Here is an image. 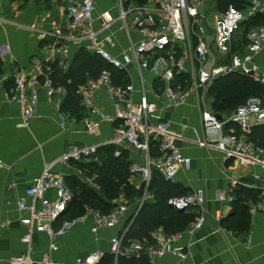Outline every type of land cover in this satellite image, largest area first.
<instances>
[{
    "label": "built area",
    "instance_id": "built-area-1",
    "mask_svg": "<svg viewBox=\"0 0 264 264\" xmlns=\"http://www.w3.org/2000/svg\"><path fill=\"white\" fill-rule=\"evenodd\" d=\"M64 1L67 24L55 30H40L42 38L51 37L54 42H65L61 48V56L68 63L70 49L67 42L84 45L86 49L99 54L107 63L119 70H127L129 65H136L139 70L151 71L155 81L159 82V95L164 98L163 107L174 108L187 101L192 95L204 96L213 80L222 74L239 72L251 76L264 86L262 75L255 63L256 56L264 48V22L251 27L245 34L246 45L243 49L236 46V36L242 29L248 16L257 12L264 13V4L252 0L249 13L243 8L230 5L225 11L214 13L211 0H148L138 3L130 0H119L121 11L118 19L123 22L127 33L134 28L139 33L137 41H131L120 54H114L97 41V30L93 25L96 0H62ZM203 9L201 10V7ZM205 8V10H204ZM103 28L111 30L115 18L109 11L101 14ZM210 19V22H208ZM3 19L0 18V21ZM205 23H208L206 26ZM210 27L211 32H209ZM36 30V24L29 26ZM114 33L106 36L109 44L117 43ZM212 39L209 41V37ZM213 55V57H212ZM211 64V69L206 66ZM180 73H186L183 81ZM46 87L50 100L55 99L61 109L67 89L54 84L53 80L42 68L22 69L14 74L10 89L3 92V97L15 102L21 109L22 119L27 122L36 114L39 102V89ZM105 89L115 110V118L120 124L117 136L112 144L120 145L126 142L134 149L143 153V162L132 163V170L141 174L143 183L148 187L154 170L165 178L173 179L178 170L188 168L192 162L175 144L179 137L173 134L168 120H154L159 108L155 100H150L149 89L142 83L139 98L132 81L127 83L114 82L112 73L103 69L95 79H89L79 86L77 93L81 96L86 108L96 112L93 96L97 90ZM2 100L0 96V101ZM254 116L255 122L249 118ZM202 120L205 131L209 134L217 132L219 139L216 146L225 152L227 157H235L241 164H255L259 172L251 175V185H264V151L247 139L254 124L264 123V98L251 97L245 104L238 107L233 116L241 127V134L223 133L224 122L213 112L204 110ZM66 124L63 118L62 125ZM98 122L86 120L85 126L91 131ZM157 143L158 155H152L150 143ZM100 145L76 146L70 152L63 154L54 162L81 161L98 151ZM118 148L115 155H120ZM47 165L41 175L26 189V193L18 199V210L25 215L19 218L27 232L22 241L28 244L26 253L10 256L5 264H102L107 252L94 250L86 256L77 257L71 262H59L51 258L48 252L35 258L32 254V235L35 231L48 235L52 245L50 250H58L56 240L63 238L69 231L85 222H91L90 231L98 235L102 230L114 228L128 213L126 202L116 204L110 211L85 205L81 214H69L74 193L67 185L64 176ZM0 166H4L0 162ZM93 186L99 188L95 176L90 177ZM238 185H250L248 181L232 178L228 193L221 199L233 202L234 188ZM55 191V198L45 194ZM205 192L201 189L191 190L185 195L170 199L177 210L186 211L193 206H199L201 212L185 230L169 234L162 229H156L150 241L124 244L126 227L111 237L109 253L119 256L145 258L148 264H163L162 258L173 254L181 259L189 256L184 246L179 245L186 232L194 233L200 229L206 220L204 204ZM255 211V209H251ZM4 225V224H2Z\"/></svg>",
    "mask_w": 264,
    "mask_h": 264
},
{
    "label": "crops",
    "instance_id": "crops-1",
    "mask_svg": "<svg viewBox=\"0 0 264 264\" xmlns=\"http://www.w3.org/2000/svg\"><path fill=\"white\" fill-rule=\"evenodd\" d=\"M213 1L214 14H217L220 11L216 9V0ZM241 1L246 4L244 9L249 13L252 0ZM258 1L264 4V0ZM105 11H109L115 18L111 30L103 28L101 14ZM120 11L119 0H96L93 25L98 32L97 41L114 54H120L131 41L139 39V33L134 28L129 30V34L127 33L123 22L118 19ZM0 18L3 19L0 21V96L2 98L0 162L4 165L0 166V264H5L10 256L26 253L29 249L28 244L22 241L27 227L19 220L25 213L22 214L18 210V199L25 195L26 189L49 164H53L52 169L55 173L64 176L67 185L74 193L75 200L69 214L75 209H81L87 189L93 190L99 198L110 204L126 202L128 213L116 227L104 229L98 235L91 233V222H85L69 231L63 238L56 240L59 247L55 251L50 250L52 242L48 235L35 231L31 244L33 256L40 258L48 252L55 261L71 262L94 250L109 253L111 237L119 234L126 227L130 216L137 211L138 206L144 200L152 199V193L145 188L141 198H128L124 193L109 198L103 193L100 185L99 188L93 186L90 181L91 174L81 168L78 162L74 160L54 162L76 146L100 145L101 147L111 144L117 136L116 130L120 122L115 118L114 106L108 93L105 89L95 92L93 102L96 112L86 108L85 103L81 101L85 113L81 119H77L76 115L58 108L55 99L50 100L48 97L46 87L41 86L36 114L24 122L19 105L3 97V92L10 89L13 84L14 74L22 69L31 68H42L48 74L51 64L57 60L61 61L63 69H67L76 51L85 46L67 42L70 59L66 63L61 56V48L65 42H54L53 38H42L40 35V30H55L67 24L62 0H0ZM34 23L36 30L29 28ZM111 31L117 43L109 44L106 40V36L110 35ZM244 35L243 29L237 35L236 46L240 49L246 45ZM255 63L260 73L264 75V48L256 56ZM124 71L127 81H132L137 89L136 99L139 98L143 81L145 82L146 88L149 89L150 100H155L159 104L154 120L170 121L173 134L179 136L175 144L185 155L192 158L190 166L178 170L177 175L171 180L189 191L201 189L206 195L204 225L194 233L186 232L179 242V245L184 246L189 252V256L181 259L173 254H167L161 262L163 264H264V201L249 202L250 227L247 231H240L231 223L235 213L232 202L228 203L221 199V195L230 190L232 178L248 181L250 185L247 186H253L250 177L254 172H259L260 168L255 164H241L234 156L227 157L225 152L216 146L219 134L217 132L208 134L202 120L204 110L213 112L217 117L221 116L222 119L218 118L224 122V134L235 133L233 127L226 129V123L228 120H233L236 111L229 117L226 113L217 112L213 108V97L208 93L210 86L203 97L192 95L186 102L174 108L163 107L164 98L158 96L159 92H157L159 82L155 81L156 76L151 71L139 70L133 64ZM63 118L66 120L65 125H62ZM86 120L96 121L98 125L94 130L89 131L85 126ZM249 120L254 123V116ZM118 147L120 150H127L132 163L143 162V153L126 142ZM90 158H85L83 161ZM133 183L140 186L143 178ZM256 186L264 190V185ZM45 196L55 198V191L49 190ZM185 212L196 218L201 210L199 206H193Z\"/></svg>",
    "mask_w": 264,
    "mask_h": 264
},
{
    "label": "trees",
    "instance_id": "trees-1",
    "mask_svg": "<svg viewBox=\"0 0 264 264\" xmlns=\"http://www.w3.org/2000/svg\"><path fill=\"white\" fill-rule=\"evenodd\" d=\"M130 1L142 4L148 0ZM216 2V9L220 12L225 11L230 5L242 9L246 6L241 0H216ZM263 22L264 13L257 12L243 22V34H246L251 27ZM103 69L111 71L114 82H128L127 78H125L126 73L124 70L115 68L99 54L85 47H81L76 51L67 69L62 68L59 60L52 63L47 73L54 84L62 85L67 89L61 109L76 115L77 119H81L84 116L85 108L80 104L82 98L77 93V90L79 86L85 84L89 79L97 78ZM180 75L183 81L188 77L186 73H180ZM208 93L213 97V108L217 112L228 114L229 117L251 97L264 98V86L251 76L239 72H231L217 76L210 85ZM232 127L235 129L236 134L242 133L241 127L236 121L228 120L226 129L228 130ZM246 136L250 142L264 151V123L254 124L250 133H247ZM118 148L116 144H107L101 146L96 154L90 156V160L76 162L81 168L87 170V173L91 174V176L97 175H94L95 181L109 198L117 197L121 193H124L128 198H141L146 186L144 183L137 186L130 180L131 176L135 174L132 170V161L129 159L127 150H121L120 155H115ZM150 151L152 155H158L156 142L152 141L150 143ZM147 190L152 193V199L144 200L138 206L137 211L130 216L131 218L126 225L124 234L125 245H130L132 242L144 243L145 241H150L152 233L156 229H162L169 234L182 231L195 219V217L185 211L177 210L170 203V199L185 195L189 190L182 188L171 179L165 178L160 172L153 171ZM233 191L235 198L232 205L235 213L234 220L231 223L240 231H247L250 227L251 217L249 202L264 201V190L260 186L238 185ZM72 203L70 211L73 206ZM85 205L100 208L105 212L110 211L115 206L99 198L93 190L87 189L81 209H75L71 215L83 213ZM114 259L113 254L107 253L102 259V264H115ZM117 264L148 263L145 258L134 255L132 257L119 256Z\"/></svg>",
    "mask_w": 264,
    "mask_h": 264
},
{
    "label": "rangeland",
    "instance_id": "rangeland-1",
    "mask_svg": "<svg viewBox=\"0 0 264 264\" xmlns=\"http://www.w3.org/2000/svg\"><path fill=\"white\" fill-rule=\"evenodd\" d=\"M213 0H211L210 2H208L209 4H210V6H211V4L213 5ZM203 9V6L201 7V10ZM204 10H205V8H204ZM214 15V13L212 14V16ZM252 116H250V118H251ZM135 174L133 175V176H131V178H130V180L132 181V182H136V181H141V179L143 178L142 177V175L141 174H138V173H136V172H134ZM134 180V181H133Z\"/></svg>",
    "mask_w": 264,
    "mask_h": 264
},
{
    "label": "water",
    "instance_id": "water-1",
    "mask_svg": "<svg viewBox=\"0 0 264 264\" xmlns=\"http://www.w3.org/2000/svg\"><path fill=\"white\" fill-rule=\"evenodd\" d=\"M208 29H209V32H211V29H210L209 27H208ZM211 39H212V36L209 37V41H210ZM212 57H213V55H212ZM206 69H207V70H210V69H211V64H208V65L206 66ZM218 117H219L220 119H222L220 115H218Z\"/></svg>",
    "mask_w": 264,
    "mask_h": 264
}]
</instances>
